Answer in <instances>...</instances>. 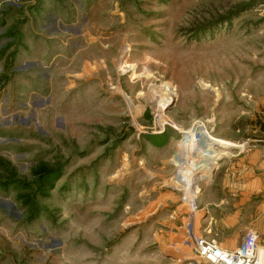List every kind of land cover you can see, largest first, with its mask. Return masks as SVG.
<instances>
[{"label": "rangeland", "instance_id": "374dc122", "mask_svg": "<svg viewBox=\"0 0 264 264\" xmlns=\"http://www.w3.org/2000/svg\"><path fill=\"white\" fill-rule=\"evenodd\" d=\"M263 111L264 0H20L0 13V264H208L199 185Z\"/></svg>", "mask_w": 264, "mask_h": 264}, {"label": "crops", "instance_id": "0c3cea01", "mask_svg": "<svg viewBox=\"0 0 264 264\" xmlns=\"http://www.w3.org/2000/svg\"><path fill=\"white\" fill-rule=\"evenodd\" d=\"M33 50L21 53L22 58L31 57L38 63L37 45ZM58 56L55 53L52 59ZM255 130L252 151L227 158L199 185L195 199L198 219L193 222L197 240L216 239L223 249L232 251L254 231L264 247V118Z\"/></svg>", "mask_w": 264, "mask_h": 264}, {"label": "built area", "instance_id": "2783aa9c", "mask_svg": "<svg viewBox=\"0 0 264 264\" xmlns=\"http://www.w3.org/2000/svg\"><path fill=\"white\" fill-rule=\"evenodd\" d=\"M19 3L20 0H2L0 13ZM195 243L196 257L208 264H264V247L260 245L254 231H250L241 245L232 251L223 249L215 239H198Z\"/></svg>", "mask_w": 264, "mask_h": 264}, {"label": "bare ground", "instance_id": "6f19581e", "mask_svg": "<svg viewBox=\"0 0 264 264\" xmlns=\"http://www.w3.org/2000/svg\"><path fill=\"white\" fill-rule=\"evenodd\" d=\"M170 89L171 88L168 85H166V90L171 91ZM186 143H188V145L192 149V153H191L192 155H194V153L198 154V153L206 151V148L209 145H216V146L218 145L215 141H211V140L209 141V139L207 141V139H206V142H204V141L200 140V137L198 139V137H196V136L193 137V135H192V137H189L188 140H186ZM210 147H212V146H210ZM226 147H228V146H226ZM214 166H215L214 162H211L210 164L209 163H202V164L198 165V167H196V168H194V169H192L186 173H188V175H190V174L196 173L197 171H202V170H206V169H207V171H210L211 169L214 168Z\"/></svg>", "mask_w": 264, "mask_h": 264}]
</instances>
